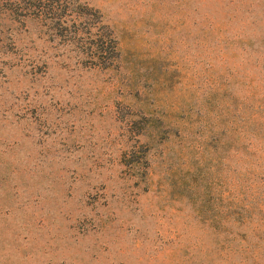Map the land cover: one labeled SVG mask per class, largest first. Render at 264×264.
Wrapping results in <instances>:
<instances>
[{
    "label": "rangeland",
    "instance_id": "rangeland-1",
    "mask_svg": "<svg viewBox=\"0 0 264 264\" xmlns=\"http://www.w3.org/2000/svg\"><path fill=\"white\" fill-rule=\"evenodd\" d=\"M14 1L0 264H264V0H68L57 29Z\"/></svg>",
    "mask_w": 264,
    "mask_h": 264
},
{
    "label": "trees",
    "instance_id": "trees-1",
    "mask_svg": "<svg viewBox=\"0 0 264 264\" xmlns=\"http://www.w3.org/2000/svg\"><path fill=\"white\" fill-rule=\"evenodd\" d=\"M15 3V4H14ZM22 5V9H26L28 14L44 17L48 19L49 26L57 29L62 26L68 19V16L73 12V18L75 21L78 18V10L75 9V5L72 1L68 0H15L12 6H8L6 9L10 14L14 15L18 12L19 6ZM74 26V24H73ZM108 28V26H107ZM66 32H70L71 36H77L78 29H68V25L64 24ZM109 29V28H108ZM106 30V45L100 44L99 42L94 43L95 40H91V44H95L94 50H91L90 45L87 46V54L90 55L92 62L102 67H107L116 60L118 55L117 42L111 29ZM88 31V30H87ZM89 32V31H88ZM99 38V37H98ZM75 39V38H72ZM78 37L75 42H80ZM97 40V39H96Z\"/></svg>",
    "mask_w": 264,
    "mask_h": 264
}]
</instances>
